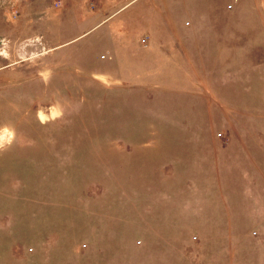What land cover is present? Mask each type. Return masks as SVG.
Instances as JSON below:
<instances>
[{"label":"rangeland","instance_id":"rangeland-1","mask_svg":"<svg viewBox=\"0 0 264 264\" xmlns=\"http://www.w3.org/2000/svg\"><path fill=\"white\" fill-rule=\"evenodd\" d=\"M260 12L264 0H0V173L10 160L36 178L52 160L40 158L41 146L67 141L78 146L77 176L91 163L93 177L110 186L108 197L75 199L78 209L93 204V216L78 211L45 264H264V217L249 201L227 226L157 228L148 178L134 184L140 171L157 181L168 152L234 122L226 106L176 91L194 79L182 40L213 48L212 36L190 29L223 30L228 56L227 30L247 23L237 15ZM166 85L175 91L151 88ZM117 175L126 179L120 194ZM196 197L216 200L213 191Z\"/></svg>","mask_w":264,"mask_h":264},{"label":"crops","instance_id":"crops-1","mask_svg":"<svg viewBox=\"0 0 264 264\" xmlns=\"http://www.w3.org/2000/svg\"><path fill=\"white\" fill-rule=\"evenodd\" d=\"M237 16H243L239 19L247 23L245 27L239 25L227 30L231 37L228 56L223 55L222 36L227 34L221 29L187 30L199 36H212V51L209 48L206 51L207 43L202 40L196 45L182 40V54L188 73L193 74L194 79L192 85L176 88V91L180 90L186 99L209 98L214 100L215 106H226L234 122L224 124L217 133L203 130L206 134L202 139L182 143L175 151L168 152L157 181L151 179L152 174L141 175V171L134 177V184L148 178L149 193L156 198L148 205L152 227L227 226L235 220L243 200L249 201L248 210L263 220L264 123L249 120L255 116L264 119V12ZM239 36L246 38L239 43L233 39ZM143 39L142 42L148 44L147 39ZM207 52H212L209 63ZM206 82L213 83L212 93L205 90ZM151 88L175 91V87L169 85ZM187 128L193 130L188 125ZM76 147L75 143L67 141L42 145L41 148L48 150H41L40 158L47 156L52 160L43 163L37 177L32 179L28 175L24 177L26 171H21L22 162L5 161L0 173V210L3 212L0 264H45L44 261L56 258L57 245L63 242L65 235L63 229L72 227L78 211H90L93 216V204L90 209L88 206L78 209L75 199L93 194L109 196V183L105 185L93 177L91 163V167L86 164L85 169L79 171L82 176L78 180V164L72 162L79 153L73 150ZM10 175L14 176L11 183L8 182ZM114 180L118 181L120 194L126 179L117 175ZM210 191L216 197L214 206L207 199L196 197ZM154 202L159 205L152 204ZM102 214L108 217L109 211L103 209Z\"/></svg>","mask_w":264,"mask_h":264},{"label":"built area","instance_id":"built-area-1","mask_svg":"<svg viewBox=\"0 0 264 264\" xmlns=\"http://www.w3.org/2000/svg\"><path fill=\"white\" fill-rule=\"evenodd\" d=\"M146 40L145 39H143V42H145ZM219 135H221V133H219Z\"/></svg>","mask_w":264,"mask_h":264}]
</instances>
